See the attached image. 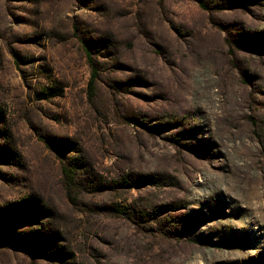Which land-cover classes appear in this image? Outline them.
Returning a JSON list of instances; mask_svg holds the SVG:
<instances>
[{"label":"rangeland","instance_id":"obj_1","mask_svg":"<svg viewBox=\"0 0 264 264\" xmlns=\"http://www.w3.org/2000/svg\"><path fill=\"white\" fill-rule=\"evenodd\" d=\"M0 215V264H264V0H0Z\"/></svg>","mask_w":264,"mask_h":264},{"label":"trees","instance_id":"obj_2","mask_svg":"<svg viewBox=\"0 0 264 264\" xmlns=\"http://www.w3.org/2000/svg\"><path fill=\"white\" fill-rule=\"evenodd\" d=\"M82 45H83V48H84L85 53L87 55L89 64L93 68V77L90 81V90L93 91L95 89L97 70H96L94 63H93L90 47L87 44H85L84 42L82 43ZM70 173H71V171L69 172V170L65 169V175H66L68 180L71 179ZM8 223H10V220H7L2 215H0V242L1 243H7L8 240L10 239V233L6 231V226ZM3 224H4L5 228L2 227Z\"/></svg>","mask_w":264,"mask_h":264}]
</instances>
